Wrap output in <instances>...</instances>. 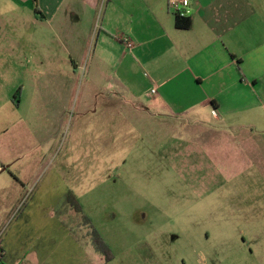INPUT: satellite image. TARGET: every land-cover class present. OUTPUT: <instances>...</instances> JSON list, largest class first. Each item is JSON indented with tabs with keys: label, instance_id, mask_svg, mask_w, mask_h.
I'll return each mask as SVG.
<instances>
[{
	"label": "rangeland",
	"instance_id": "1",
	"mask_svg": "<svg viewBox=\"0 0 264 264\" xmlns=\"http://www.w3.org/2000/svg\"><path fill=\"white\" fill-rule=\"evenodd\" d=\"M10 9V2L0 0V16ZM100 17L92 45L78 60L76 88L108 105L85 115L73 105L61 110L56 122L48 94L63 81H35L28 71L36 57L44 69L61 50L52 47L47 30L32 28L26 12L9 22L13 32H0V158L11 164L8 172L28 177L38 157L46 176L35 186L48 180L57 192L70 189L90 221L89 238L96 231L100 246L113 255L105 261L87 239V264H144L139 254L149 252L156 264H264V174L259 172L264 161L253 142L264 138L263 125L255 123L260 113L243 116L252 136L245 142L230 140L238 130L224 129L211 117L201 128L145 119L131 109L127 89L119 84L132 78L135 91L144 92L145 70L140 78L129 62L115 64L111 38L95 48ZM11 48L14 54L7 52ZM17 91L23 92L19 107L9 100ZM28 153L33 160H16ZM32 208L29 202L19 221L28 219ZM57 240L52 235L50 246L43 242L38 251L52 252Z\"/></svg>",
	"mask_w": 264,
	"mask_h": 264
},
{
	"label": "crops",
	"instance_id": "2",
	"mask_svg": "<svg viewBox=\"0 0 264 264\" xmlns=\"http://www.w3.org/2000/svg\"><path fill=\"white\" fill-rule=\"evenodd\" d=\"M5 1L10 2L11 9L1 12L0 32H13L9 22L26 12L32 28L47 30L52 47L61 50L47 60L44 69L40 67L45 62L36 57L28 71L35 81L40 77L63 81L62 88L48 94L54 98L47 107L53 122L61 110L76 107L84 115L96 114L98 107L108 105L103 100L96 103L92 99L96 95L76 88L78 60L92 45L93 24L101 15L95 48L111 38L115 64L129 62L140 78L145 70L142 93L135 91L132 78L128 85L119 82L127 89L131 109L144 113L145 119L154 117L166 127L185 124L201 128L211 117L214 122H223L224 129L238 130L228 138L241 142L252 141L244 115L259 112L255 123L264 127V0H195L189 8L187 29L177 26L176 5L170 0ZM125 39L132 42L131 48H126ZM19 45L20 41L15 48ZM7 52L14 54L12 48ZM8 62L15 63L12 58ZM154 87L157 94L151 96ZM119 96L115 90V99ZM22 97L23 92L17 91L9 97L10 103L19 107ZM213 112L217 118L212 117ZM253 142L257 156L264 161V138L256 137ZM24 158L31 161L33 154L20 155L16 160ZM6 161L0 158V264H87V239L91 245L88 225L65 206L70 189L57 192L48 180L42 187L35 186L46 176L38 157L28 177L8 172L11 164ZM4 164L10 165L4 168ZM259 172L264 174V170ZM29 202L33 205L30 217L19 221ZM56 234V249L40 253V245L44 242L50 246Z\"/></svg>",
	"mask_w": 264,
	"mask_h": 264
},
{
	"label": "trees",
	"instance_id": "3",
	"mask_svg": "<svg viewBox=\"0 0 264 264\" xmlns=\"http://www.w3.org/2000/svg\"><path fill=\"white\" fill-rule=\"evenodd\" d=\"M175 20L179 28L187 29L189 27L188 17H180L179 15H175ZM65 206L74 210L77 214H79L82 217L84 222H86V224L89 225L90 221L87 219V217L82 212V208L80 204L77 203L76 198L70 193H67V195L65 196ZM92 234H93V237L90 240H91V245L93 249L95 250V252L103 255L106 261L108 262L111 261L113 259L111 250L108 248L103 249L100 246V242L98 238L99 235L96 231H93Z\"/></svg>",
	"mask_w": 264,
	"mask_h": 264
},
{
	"label": "built area",
	"instance_id": "4",
	"mask_svg": "<svg viewBox=\"0 0 264 264\" xmlns=\"http://www.w3.org/2000/svg\"><path fill=\"white\" fill-rule=\"evenodd\" d=\"M195 2V0H170V3L176 5L175 15H179L180 17H188L189 15V8ZM126 48L132 47V42L129 40H124L123 42ZM151 96L157 94L156 88L154 87L151 90Z\"/></svg>",
	"mask_w": 264,
	"mask_h": 264
},
{
	"label": "flooded vegetation",
	"instance_id": "5",
	"mask_svg": "<svg viewBox=\"0 0 264 264\" xmlns=\"http://www.w3.org/2000/svg\"><path fill=\"white\" fill-rule=\"evenodd\" d=\"M148 253V252H147ZM140 258H143V263L144 264H156V255L149 252L148 254H139Z\"/></svg>",
	"mask_w": 264,
	"mask_h": 264
}]
</instances>
